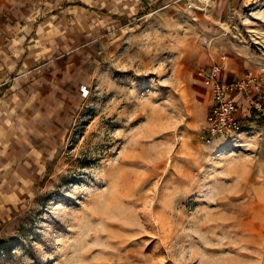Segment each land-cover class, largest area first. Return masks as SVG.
Segmentation results:
<instances>
[{"label": "rangeland", "instance_id": "rangeland-1", "mask_svg": "<svg viewBox=\"0 0 264 264\" xmlns=\"http://www.w3.org/2000/svg\"><path fill=\"white\" fill-rule=\"evenodd\" d=\"M203 5L0 0V264L264 250V124L206 140L202 74L264 77V0Z\"/></svg>", "mask_w": 264, "mask_h": 264}, {"label": "built area", "instance_id": "built-area-1", "mask_svg": "<svg viewBox=\"0 0 264 264\" xmlns=\"http://www.w3.org/2000/svg\"><path fill=\"white\" fill-rule=\"evenodd\" d=\"M219 67L212 64L202 73L212 97L204 135L208 141L241 131L250 121L264 124V77L247 70L223 80Z\"/></svg>", "mask_w": 264, "mask_h": 264}, {"label": "crops", "instance_id": "crops-1", "mask_svg": "<svg viewBox=\"0 0 264 264\" xmlns=\"http://www.w3.org/2000/svg\"><path fill=\"white\" fill-rule=\"evenodd\" d=\"M232 74L230 72L221 73L219 76L223 80H229L233 78L231 76ZM235 77V76H234ZM238 258H232V264H264V250L262 248L259 249V251L255 252L254 255H247L245 256H237ZM218 264V263H216Z\"/></svg>", "mask_w": 264, "mask_h": 264}, {"label": "bare ground", "instance_id": "bare-ground-1", "mask_svg": "<svg viewBox=\"0 0 264 264\" xmlns=\"http://www.w3.org/2000/svg\"><path fill=\"white\" fill-rule=\"evenodd\" d=\"M203 3L204 5L208 4V0H203ZM204 5L202 6L203 8L205 7Z\"/></svg>", "mask_w": 264, "mask_h": 264}]
</instances>
